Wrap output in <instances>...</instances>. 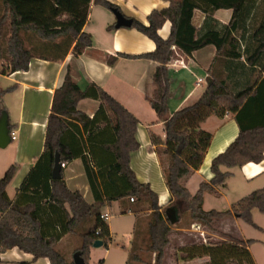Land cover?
I'll return each mask as SVG.
<instances>
[{
	"label": "trees",
	"instance_id": "obj_1",
	"mask_svg": "<svg viewBox=\"0 0 264 264\" xmlns=\"http://www.w3.org/2000/svg\"><path fill=\"white\" fill-rule=\"evenodd\" d=\"M169 1L168 7L152 10L148 15V25L132 18V27L149 36L156 44L155 50L139 55L118 53L110 57L109 63L114 64L120 57L146 58L161 63L154 74L157 88L152 100L153 108L161 117L167 116L169 112L167 101L171 86L167 64L177 56V51L192 55L194 51L215 45L219 55L240 58L245 53L249 64L259 65L261 69L256 82L236 93L230 89L227 80L209 75L203 95L195 103L179 109L166 120L165 138L153 132L150 134L152 144L157 147L166 185L174 199L170 206L182 207L184 212H189L193 222L210 228L214 223L232 215L258 227L252 218V210L258 208L264 211V187L242 197L227 210H205L203 204L206 192L220 195L219 188L226 186L232 173L224 171L223 166L242 167L249 162L259 163L264 159V13L256 16L252 10L251 14H246L248 0ZM92 2L112 10L119 9L108 0H3L4 13L0 16V59L6 57L13 71L29 68L35 54L33 49L25 46L22 32H33L44 42L49 41L44 43L48 49L64 45L69 48L74 44L73 53L81 54L93 42L91 35L84 31ZM196 9L206 14L218 9H232V16L221 29H210L200 34V30L193 23ZM168 20L172 24L171 32L164 38L159 30ZM6 22L10 24V36L4 50L1 41ZM237 33L241 35H236ZM58 39L61 41L56 42ZM90 89L112 111L114 117L116 140L108 145L107 150L116 159L112 165V173L120 175L124 186V191L117 198L133 197L139 203L148 202L149 249L156 254L155 264H164L165 249L169 244L168 235L174 223L166 215L169 206L161 211L157 193L149 183L140 182L130 166L131 153L140 146L136 138L139 121L101 87L92 85ZM89 94V90L81 89L68 72L63 84L54 93L47 123L45 149L41 156V159L46 158L49 162L50 201L60 206L69 205L66 232H80L82 242L76 251H81L87 264H90V252L97 239L103 241L105 248L112 241L109 224L101 218L105 200H111L112 197H103L98 193L96 179L89 167V180L96 194L94 203H88L80 191L70 190L63 176L54 180L52 170L57 152L65 163L77 156L63 141V136L71 120L80 121L85 126L91 121L87 114L77 108L78 102ZM4 110L5 107H2L1 115ZM227 111L235 114L239 133L223 152L213 158L212 179L202 181L197 192L192 194L185 185L184 178L203 164L213 137L211 132L202 129L200 125L212 114L221 116ZM16 171L17 166L11 165L0 176V255L4 250L18 247L31 253L34 260L48 258L51 264H75L73 259H68L56 248L65 231L47 235L38 207L34 203L20 205L9 197L7 187ZM29 181L30 175L19 190L26 189ZM87 222L91 225L83 226ZM138 224L137 219L134 232ZM224 238L218 243L193 242L181 246L178 249L182 253L181 259L192 260L207 256L208 261L205 264H256L248 248V244L253 242L252 239L245 241L230 234H225ZM132 257L138 258L130 252L127 264ZM103 263L104 259H101L99 264Z\"/></svg>",
	"mask_w": 264,
	"mask_h": 264
},
{
	"label": "crops",
	"instance_id": "obj_2",
	"mask_svg": "<svg viewBox=\"0 0 264 264\" xmlns=\"http://www.w3.org/2000/svg\"><path fill=\"white\" fill-rule=\"evenodd\" d=\"M108 1L116 4L127 17L138 19L146 25L149 24L148 15L152 10L162 9L170 4L169 0ZM247 4L246 14H251L252 10L255 12L257 5H263L259 15L264 13V0H248ZM231 16L232 9H218L209 14L196 9L193 23L202 34L210 29H221L222 25L228 24ZM116 21L112 9L92 2L84 31L91 35L93 42L92 45L85 47L81 54L73 53L74 44L69 48L67 45L54 47L56 51L53 56L35 54L27 70L17 71L11 69L6 57L0 59V117L1 109L5 107L9 114L11 133L16 136L8 146L0 147V176H3L11 165L17 166L15 176L7 187L9 197L20 205L34 203L39 209L47 235L65 231L57 245L65 242L71 247H79L82 242L79 231L66 232L69 205L60 206L50 201L49 162L46 158L41 159L54 93L63 84L68 72L81 89L90 92L78 102L77 108L87 114L91 121L85 126L80 121L71 120L64 133L63 141L77 156L66 162V167L62 169L63 179L70 190L80 191L88 203H94L96 194L89 180L90 168L92 176L96 179L98 193L103 197H112L111 200H105L101 213L114 211L132 216L129 227L133 233L139 214L149 207L144 209L142 204H149L137 203L128 197L117 198L124 191V186L120 175L112 173V165L116 159L112 152L107 150L108 145L116 140L114 117L112 111L94 96L90 87L92 85L101 87L137 117L139 122L136 138L140 146L131 153L130 166L136 178L142 183H149L157 193L163 211L170 207L174 199L166 185L157 147L151 141V132L165 138L166 120L174 112L195 103L203 95L209 75L227 80L230 89L236 93L253 85L260 74L259 65L249 64L245 53L240 58L226 57L217 54L215 45L194 51L192 55L180 54L177 51V56L167 64L171 86L167 101L169 112L167 116L161 117L152 105L157 88L154 74L161 63L146 58L130 57H120L114 64L109 63L112 55L118 53L139 55L154 51L156 44L135 27H116ZM171 25L169 20L165 22L159 30L162 37L167 38L170 35ZM5 37L3 35L1 41L4 50L8 41ZM56 42H60V39ZM200 77L204 78V81L198 84ZM200 127L211 132L213 137L206 150L203 164L184 178V183L192 194L197 192L202 181L212 179L213 158L223 152L239 133L235 114L229 111L221 116L212 114ZM238 168L248 181L256 180L253 186L255 190L264 187V159L259 163L249 162ZM222 169L230 171V168L225 166ZM29 175L30 181L26 189L19 190ZM219 190L221 194V188ZM206 193L203 204L205 210ZM229 218L227 217L228 220ZM227 219L217 223H225ZM107 222L113 240L115 231L109 220ZM194 223L197 222L192 224ZM89 225L91 223L87 222L83 226ZM185 231L195 232L193 229ZM225 232L245 241L251 239L237 230L227 228ZM252 240L253 242L248 244L252 257L256 264H264V253L258 250L262 249L264 240L256 238ZM193 242L182 239L177 246ZM98 248L100 247L93 246L90 256ZM172 260L174 264H204L208 257L183 260L176 255ZM0 264L51 263L48 258L34 260L31 253L13 247L1 253Z\"/></svg>",
	"mask_w": 264,
	"mask_h": 264
},
{
	"label": "rangeland",
	"instance_id": "obj_3",
	"mask_svg": "<svg viewBox=\"0 0 264 264\" xmlns=\"http://www.w3.org/2000/svg\"><path fill=\"white\" fill-rule=\"evenodd\" d=\"M262 6L263 5L256 6V16H260L259 13L262 9ZM3 13V0H0V16ZM3 35L4 37L6 35V40L9 39V22H6L4 24ZM21 36L24 40L25 46L27 48H30L31 50L33 49L34 54H47L48 56L54 55V52L56 51L55 49H48L47 47H45L46 44L44 43L49 41L44 42V40L39 38L33 32H22ZM229 170L233 173L228 178L226 187L221 188L222 193L220 195L214 193H206L205 208L207 210L216 209L223 211L230 209L233 203L237 202L239 199L255 190L253 186L256 183V180L252 182L248 181L241 172L240 168H238V166L232 167ZM135 201L138 203L137 198ZM136 205L138 206V204ZM142 205L144 206V209L149 206L147 204ZM111 214L112 216L110 217L109 222L115 231L114 238L109 244L108 248L100 247L97 250L93 251L90 256L89 263L99 264V261L101 259H104L103 264H127L129 254L130 252H133V255H137L138 258H130L128 262L129 264H155L156 254L149 249L150 239L148 233V220L150 211L145 210L143 213L141 212L139 214L138 228L134 233L132 232V228L130 229L129 227L132 222V216L115 213L114 211H111ZM178 214L180 215L181 220L177 223L172 224V230L168 235L169 244L165 249L166 256L164 264H174L172 258L176 255L178 258H181L182 253L179 252L178 249L180 247H178L177 245L181 242L182 239L183 241L189 240L194 242L218 243L225 239V234H229L228 232H225V229L227 228H229L230 230L240 231L242 234H245L251 239L256 238L264 240V211H261L258 208H254L252 210V218L258 225V227L246 222L241 217L233 218L235 217V215H232L230 216L229 220L226 218L227 220L225 221V223H214V226L212 228L202 226V228L206 231L203 235L200 232L196 231L193 233L186 232L185 229H193L192 218L190 217L189 212H184V209L182 207L178 208ZM259 225L262 227V229L261 227H259ZM178 228H184V230L179 229V231ZM79 247H71L65 242L60 245H56V248L71 260L73 259V253L78 250ZM258 250L259 252L264 253V245L262 246V249ZM174 252H177V254L174 255Z\"/></svg>",
	"mask_w": 264,
	"mask_h": 264
},
{
	"label": "water",
	"instance_id": "obj_4",
	"mask_svg": "<svg viewBox=\"0 0 264 264\" xmlns=\"http://www.w3.org/2000/svg\"><path fill=\"white\" fill-rule=\"evenodd\" d=\"M113 12L116 16V27L121 26H132L133 19L131 17H127L123 14L119 9H113ZM11 129L9 125V114L6 110L2 112L0 117V147L5 148L11 143ZM62 161L60 153L57 152L55 155L54 166L52 170V177L54 180H58L62 178ZM167 217L173 222L177 223L180 220V215L178 214V208L176 206H170L166 210ZM94 247L103 246V241L101 239H97L94 242ZM73 260L75 264H87L84 257L82 256L81 251H76L73 255Z\"/></svg>",
	"mask_w": 264,
	"mask_h": 264
},
{
	"label": "built area",
	"instance_id": "obj_5",
	"mask_svg": "<svg viewBox=\"0 0 264 264\" xmlns=\"http://www.w3.org/2000/svg\"><path fill=\"white\" fill-rule=\"evenodd\" d=\"M173 49H176V47L173 46ZM202 81H204V78L200 77L198 79V84H200ZM15 138H16L15 134L14 133H11V139L13 140ZM65 167H66V163L65 162H62V168H65ZM131 201H134V198L133 197L131 198ZM111 216H112L111 213L108 212V211L101 213V218L103 220H105V221H108ZM192 227H193V229L196 232H200L202 235L205 234V232H206L205 229L202 228V225L200 223H194V224H192Z\"/></svg>",
	"mask_w": 264,
	"mask_h": 264
}]
</instances>
